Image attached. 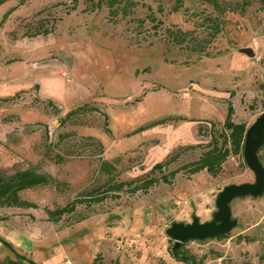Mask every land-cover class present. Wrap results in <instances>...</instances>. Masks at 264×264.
<instances>
[{"label": "rangeland", "instance_id": "374dc122", "mask_svg": "<svg viewBox=\"0 0 264 264\" xmlns=\"http://www.w3.org/2000/svg\"><path fill=\"white\" fill-rule=\"evenodd\" d=\"M106 1L100 8L87 0L0 5V172L34 168L66 183L61 191L44 185L20 192L37 208L0 207V236L14 248L0 241V260L14 259L15 251L38 264H89L95 257L99 263L184 264L170 256L173 242L165 229L172 221L190 222L192 214L211 219L223 186L254 179L243 155H229L214 177L205 170L179 171L170 183L158 182L145 193L124 188L91 205L77 203L56 223L47 219L44 208L104 188L109 177L99 172L100 159L115 165L116 180L127 181L149 176L152 165L177 148L200 144L168 165L163 170L168 173L197 159L211 138L221 141L228 104L232 119L247 127L264 111V6L259 2L252 0L242 14H224L223 29L203 56L165 34L175 25L205 36L196 24L215 12L202 0H182L176 11V0H133L136 5L127 13L123 3L109 8ZM12 6L16 9L1 21ZM245 47L254 55L240 51ZM85 103L99 111L59 122ZM167 116L183 119L130 134ZM260 149L264 165V144ZM230 205L238 225L229 236L190 240L186 248L204 256L203 264H264L257 258L260 243L236 240L238 234H261L264 193L235 198Z\"/></svg>", "mask_w": 264, "mask_h": 264}, {"label": "trees", "instance_id": "16d2710c", "mask_svg": "<svg viewBox=\"0 0 264 264\" xmlns=\"http://www.w3.org/2000/svg\"><path fill=\"white\" fill-rule=\"evenodd\" d=\"M9 0H0V5ZM89 5L93 8H100L102 5V0H87ZM206 4L210 5L215 14H208L202 18L201 22L196 24L197 27H203L206 31L205 36L200 37L195 34L194 30H183L175 25L167 27L165 29L166 38L184 49L190 52L197 53L198 55L208 56L207 51L208 44L222 31L224 26V14L227 12H234L242 14L245 9L251 4L252 0H238L235 2L224 1V0H202ZM261 6H264V0H256ZM182 0H176V4L173 6L174 11L181 7ZM116 3H123V12L127 13V10L131 9L136 5L133 0H107L105 4L112 8ZM16 9V6L10 7L2 16L1 21ZM148 9H150L148 7ZM151 16V13L149 14ZM151 19H153L151 17ZM3 100H9L4 98ZM47 104L51 105L52 109L57 112V108L53 105L52 100H47ZM92 111H99L96 107L91 106L87 103L76 106L70 109L63 116H60L59 122L64 123L71 119H76L77 117L84 115ZM103 116V128L106 132H109L107 127V116L105 113L101 112ZM233 108L231 104H228L225 118L222 123V130L219 132L218 137L221 141L218 142L216 138H211L206 149L202 150L197 159L190 162H186L181 166L170 170L168 173H163V170L168 167V165L177 161V159L186 152L193 151L200 147V144H189L181 146L176 149L173 153L166 156L163 161L156 162L152 165L149 170V176L144 178H136L127 181L116 180V168L112 162L100 159L98 164V170L101 173L108 175V179L104 182V188H93L90 191L76 197L70 202L66 203L64 206H56L53 209L44 208L47 215V219L53 223H56L65 214L72 213L75 209L77 203H85V205H91L102 201L106 195L110 192L114 193L121 191L124 188L130 190L132 193L136 191L147 192L148 188L157 184L158 182L170 183V180L179 171H184L188 175L195 174L202 170H205L212 177L216 176L220 170L221 164L226 160L229 155H242L243 142L246 131V124L244 122H235L232 119ZM178 119H183L180 116H167L163 118H158L149 123L140 126L139 128L133 130L130 134L136 133L147 127L154 125H164L170 121H176ZM202 130V127H198V133ZM86 139L91 140L95 143L99 149L102 148L100 141L93 137L87 136ZM260 150L258 151L259 159L262 162V157L260 155ZM155 172L159 173L157 177ZM52 185L57 190H62V187H66V183L58 181L56 178L49 174L36 171L34 168H25L20 170H15L11 174H4L0 172V207H18V208H37V204L23 199L20 196V192L31 189L37 186ZM229 236V234H219L211 238L222 239ZM195 239H191L193 241ZM237 241H244L246 243L258 242L261 245V251L258 254V261H264V226L262 232L259 236L248 235V234H238L236 236ZM0 241L6 246L14 250L12 244L6 241L2 236H0ZM170 256L177 262L184 264H203L204 256L197 257L188 248H186L184 243L179 244L178 247L171 245ZM15 258L5 257L0 260V264H38L31 258L20 255L15 252ZM89 264H120V262L115 259L109 263H99L97 262V257H95ZM243 264H250L249 262H243Z\"/></svg>", "mask_w": 264, "mask_h": 264}, {"label": "water", "instance_id": "95a60500", "mask_svg": "<svg viewBox=\"0 0 264 264\" xmlns=\"http://www.w3.org/2000/svg\"><path fill=\"white\" fill-rule=\"evenodd\" d=\"M248 56H253L251 48L240 49ZM264 144V111L246 128L242 155L247 167L252 171V182L231 183L222 187L215 200V210L211 219L200 221L195 214L190 222L172 221L165 229V234L178 247L191 239L205 240L219 234H228L238 225L236 217L231 213V202L235 198L250 196L259 197L264 193V165L259 159L258 151Z\"/></svg>", "mask_w": 264, "mask_h": 264}]
</instances>
